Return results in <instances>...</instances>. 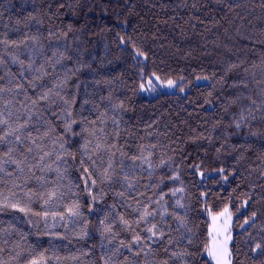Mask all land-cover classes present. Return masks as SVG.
Listing matches in <instances>:
<instances>
[{"label": "trees", "instance_id": "trees-1", "mask_svg": "<svg viewBox=\"0 0 264 264\" xmlns=\"http://www.w3.org/2000/svg\"><path fill=\"white\" fill-rule=\"evenodd\" d=\"M0 41V111L26 125L24 171L0 173L4 264H213L205 211L227 207L232 264H264V0H0ZM152 74L186 91L144 95ZM152 223L149 257L121 247Z\"/></svg>", "mask_w": 264, "mask_h": 264}, {"label": "snow or ice", "instance_id": "snow-or-ice-1", "mask_svg": "<svg viewBox=\"0 0 264 264\" xmlns=\"http://www.w3.org/2000/svg\"><path fill=\"white\" fill-rule=\"evenodd\" d=\"M193 6H195V5H193ZM64 35L67 36V33H65ZM0 43H3V41H0ZM139 54L143 55V53H139ZM13 62L14 63H20L21 66L23 67V62L15 60V59L13 60ZM3 63H4L3 60H0V64H3ZM28 67L30 68L31 64H29ZM234 67H236V65L230 64L228 66L227 71H230ZM156 79L158 80L159 77H156ZM168 85H169V87H172L175 85V82L169 80ZM19 87H22V85H17V88H19ZM141 87H143V86H141ZM6 91H12V89H5L3 87H0V102H3L7 105V104H10L11 102L10 101H3V94ZM41 98L47 99V95H45ZM234 102L235 101H233V103ZM253 108L255 110H261L262 108H264V101H262L261 104H256V102L254 100L251 102V107L249 108L248 116L252 120H256L257 117L253 114ZM261 115L264 116V112H262ZM10 116H11L10 113H8L6 115V113L4 111H0V132L3 133L2 135H0V173H4V174L9 175V176L12 175V173L6 172V169L9 165H15L16 169L19 170L20 172H23L24 168L26 166V159H16L14 156V153L18 151V146H23L25 143V141L21 139V135L19 133H20V130L22 128H24L26 125L17 124L16 127H13L12 124L9 123ZM245 119H247V117ZM236 126H237V128H239L240 122H237ZM68 130L71 131L70 126H68ZM253 135H255V133H253ZM32 143L35 144V140H33ZM4 146L7 147L6 151L3 150ZM100 148H101V145L97 144L96 150H99ZM27 151L31 152L32 149L29 148V149H27ZM45 155H47V154H45ZM43 160H44V157H40L41 163L43 162ZM93 163H95V161H93ZM36 166L39 167V165H36ZM150 166L151 165H149V167ZM111 168H112V163L109 162L108 167L105 168L104 172L101 174L103 179L112 180V174H110L108 171V169H111ZM28 170L31 171V167H29ZM89 175H91V174L89 173ZM262 176H264V173H262ZM124 179H125V182L128 184L129 188H131L132 185H131L129 178L127 176H125ZM175 179H178V177H176ZM95 183H96V181L93 180L92 184H95ZM261 187H264V186H261ZM176 191H182V189L174 190L172 192V195H175ZM253 191L255 192V189ZM55 195H56V193L52 192L49 194V198H52ZM161 199H163V196H161ZM250 199H251V197H250ZM177 204L180 207H183V205L180 204L179 201H177ZM245 204H247V201H245ZM4 206L10 207V208H19V210L22 212L26 211V209L20 207V205L18 203H6ZM0 210H2V208H0ZM69 211H71V209ZM136 211L139 214V219L134 221V223H136V224H139L141 221L146 222L149 220V218H154L156 215V212L154 209L152 211H149V209L147 207H145L142 212H140L139 209H136ZM73 214L75 215L77 213H73ZM45 215H47V214L45 213ZM256 216H257L256 212H252L251 223L249 220H245V224H250V226H254L256 223ZM163 218H164L163 214H161V219H163ZM177 219L180 220L181 218L177 217ZM121 220H122L125 227H130L129 221L124 220L123 217H121ZM105 231L110 232L111 228L110 227L106 228ZM145 231L148 233L147 237H143L139 233H137L132 237V240L129 243L125 244V243L121 242V247H125V248L129 249V251L131 252L133 245H136L137 247H136V250L133 253V255L140 256L141 254H143L146 258L149 257L152 254V250H151V245L148 244V241H156L157 239H163L165 233L162 230V228H160L158 226L157 223H152L151 227H148L147 229H145ZM260 232H264V228H261ZM117 251H119V249H117ZM251 252L257 258L264 257V246H262L261 243H256L254 241V247L251 248ZM184 255H185L184 253H173V256L183 257ZM209 255L212 256L216 260V264H232L231 260L228 258L229 257V251L227 248V240H225L223 243H219L217 245H214L213 249H211L209 251ZM0 264H4V262L2 260H0ZM32 264H36V261H32ZM105 264H109V262L106 260ZM164 264H167V262L165 261Z\"/></svg>", "mask_w": 264, "mask_h": 264}, {"label": "rangeland", "instance_id": "rangeland-1", "mask_svg": "<svg viewBox=\"0 0 264 264\" xmlns=\"http://www.w3.org/2000/svg\"><path fill=\"white\" fill-rule=\"evenodd\" d=\"M156 77L158 76L154 74L148 76V78L139 85V91L144 95L153 96L161 91L176 92L180 89L178 87L180 81L171 80L175 82V85L169 87V80H162L160 78L157 80ZM196 81L197 83H204L206 82V79L201 77ZM181 91L185 92L186 89H182ZM205 212L209 219V244L205 251L206 256L213 264H216V260L209 255V251L213 249L214 245L223 243L227 240V248L229 251L228 258L231 260L230 243L232 240L234 218L231 210L227 207L219 212H213L210 209H207Z\"/></svg>", "mask_w": 264, "mask_h": 264}]
</instances>
